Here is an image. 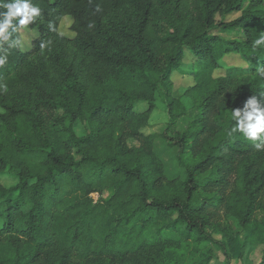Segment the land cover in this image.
Returning <instances> with one entry per match:
<instances>
[{
    "label": "trees",
    "instance_id": "obj_1",
    "mask_svg": "<svg viewBox=\"0 0 264 264\" xmlns=\"http://www.w3.org/2000/svg\"><path fill=\"white\" fill-rule=\"evenodd\" d=\"M34 3L39 36L0 66V264H212L218 248L229 264V218L264 264V150L226 134L264 91V0ZM176 72L194 80L179 97ZM158 92L170 119L147 132Z\"/></svg>",
    "mask_w": 264,
    "mask_h": 264
},
{
    "label": "clouds",
    "instance_id": "obj_2",
    "mask_svg": "<svg viewBox=\"0 0 264 264\" xmlns=\"http://www.w3.org/2000/svg\"><path fill=\"white\" fill-rule=\"evenodd\" d=\"M41 15L42 9L34 0H0V66L7 63L11 49L21 46L20 30L28 29ZM88 27L93 25L90 23ZM48 29L57 31L52 21H49ZM45 46L41 44V48ZM260 48H264V31L252 41L253 52ZM257 74L264 78V65L257 68ZM3 90L7 91V88ZM231 119L234 123L227 130L229 137L240 133L257 149L264 150V91L259 92V97L253 95L247 98L242 109H233Z\"/></svg>",
    "mask_w": 264,
    "mask_h": 264
},
{
    "label": "rangeland",
    "instance_id": "obj_3",
    "mask_svg": "<svg viewBox=\"0 0 264 264\" xmlns=\"http://www.w3.org/2000/svg\"><path fill=\"white\" fill-rule=\"evenodd\" d=\"M219 18V16H218ZM73 20L70 16H66L62 19L59 30L62 34L72 38L75 36V33L72 31ZM218 33V31H216ZM39 36V32L32 26H29L28 29H21V37H22V47L23 50H28L32 47L33 41L35 38ZM192 62L191 56H186L183 61V65L181 69H188ZM224 64L227 66H246V62L242 59L240 54L231 53L224 60ZM220 73H224V71H220ZM174 80V91L173 96L179 97L183 94L184 90L194 83V80L191 75L182 72H176L173 76ZM156 104L157 107L151 113L149 124L150 127L147 128V132L149 131H160L165 127V125L169 122V112L168 105L165 99L163 98L162 93H156ZM140 106H143L141 103ZM186 119L183 120V124L186 123ZM78 132L82 134L84 132L83 128L79 125ZM158 142L156 144V149L158 155L166 162V168L169 173L170 178L178 177L182 175V172L178 168V164L174 161L176 156L175 152H171V149L167 145H161ZM184 176V175H183ZM181 177V176H180ZM112 194L111 190H108L104 193L103 198H109ZM95 200H98L100 197L98 194H93ZM230 222V234L232 236L233 243H235V248L230 249L231 251V260L229 264H260L262 258V249L261 247H253L251 250L246 251L244 256L240 255V244L245 240V232L239 226V222L235 218H229ZM226 264L228 263L226 256L223 254L220 248L217 249V255L212 260V264Z\"/></svg>",
    "mask_w": 264,
    "mask_h": 264
}]
</instances>
